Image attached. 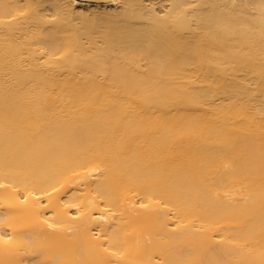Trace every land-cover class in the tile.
Here are the masks:
<instances>
[{
  "label": "bare ground",
  "instance_id": "bare-ground-1",
  "mask_svg": "<svg viewBox=\"0 0 264 264\" xmlns=\"http://www.w3.org/2000/svg\"><path fill=\"white\" fill-rule=\"evenodd\" d=\"M0 264H264V0H0Z\"/></svg>",
  "mask_w": 264,
  "mask_h": 264
}]
</instances>
